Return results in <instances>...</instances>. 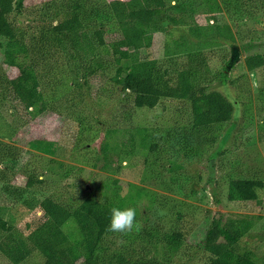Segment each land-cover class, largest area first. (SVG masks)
<instances>
[{
    "label": "rangeland",
    "instance_id": "obj_1",
    "mask_svg": "<svg viewBox=\"0 0 264 264\" xmlns=\"http://www.w3.org/2000/svg\"><path fill=\"white\" fill-rule=\"evenodd\" d=\"M14 1H20L21 8L14 12L12 22L30 41L28 36L37 33L53 11H45L41 0ZM110 1L82 2L83 9L85 4L84 10L93 15L83 29H89L92 38L93 30L103 31L105 42L121 36L108 7ZM164 1L191 3L200 25L206 26L208 18L209 25L229 26L234 41H219L211 70L215 75L211 72L205 86L232 103L230 121L192 130L189 103L180 100L164 99L154 109H136L127 92L122 93L107 74L100 81L88 75L89 66L94 70L103 67L100 57L78 66L84 84L73 90L67 78L70 62L63 49L31 48L24 61L32 63L43 79L41 93L47 111L30 117L17 99L0 101V142L17 150L13 169L10 164L0 168L6 173L0 180V218L24 231L41 220L36 204L46 197L60 194L74 201L89 195L106 202L119 195L125 199L123 208L136 209L139 228L105 237L106 261L118 253L132 264H208L209 255L200 244L211 220L222 218L230 235L228 245L236 246L234 255L249 251L255 264H264V65L247 66L250 58L264 61V0ZM208 6L213 7L211 14ZM51 20L54 24L65 20L63 9ZM163 28L164 32L144 40L157 58L164 44L173 39L194 40L186 26L164 22ZM2 62L0 50V79L9 74ZM8 92L3 90L0 97ZM108 132L112 134L107 137ZM34 140L54 145V151L38 150ZM105 143L115 150L107 151L106 170L101 151ZM185 143L183 152L180 148ZM28 179L33 185L26 189ZM238 180L261 184L255 201L228 200ZM11 196V202L2 203ZM25 201L33 208L27 210ZM242 218L252 219L253 228L243 237L232 235L229 221ZM63 229L69 235L76 232L72 221ZM173 232L182 235L176 252L168 251L160 241ZM42 263V257L33 253L23 264ZM0 264L10 263L0 255Z\"/></svg>",
    "mask_w": 264,
    "mask_h": 264
},
{
    "label": "trees",
    "instance_id": "obj_2",
    "mask_svg": "<svg viewBox=\"0 0 264 264\" xmlns=\"http://www.w3.org/2000/svg\"><path fill=\"white\" fill-rule=\"evenodd\" d=\"M41 2L47 6L45 11L53 12L47 15L49 21L37 33L28 36L30 42L26 39L27 33L12 22L14 12L21 8L20 1L15 3L14 0H0V50L3 55L1 66L9 72L6 78L0 79V92L9 91L8 94H1L0 101L17 99L30 117L46 112L41 93L43 79L38 77L33 64L24 60L29 56L31 48L43 50L60 47L70 62L67 65V78L73 90L80 89L84 84L80 81L83 73H80L78 66L82 62L100 57L103 67L94 70L89 66L88 75L95 76L100 81L107 74L109 81L120 87L122 93L127 92L136 109H154L164 99L180 100L189 103L192 130L230 121L232 103L221 93L208 90L205 86L213 74L212 63L217 59L214 50L221 45L219 41H234L228 25H209L206 16V26L200 25L190 8L191 3L171 5L164 0H112L108 7L121 36L112 42H105L104 32L93 30V41L89 36V29H83L88 25V18L93 16L91 10L85 11V4V10L83 9V0ZM208 7L211 14L213 7ZM62 9L65 20L54 24L52 17L59 16ZM164 22L186 26L194 40L191 41L185 36L173 39L164 44L163 53L157 58L146 47L145 41L153 34L164 32ZM67 49L71 53H67ZM144 49L149 51L144 54ZM258 64L264 65L260 57L247 59L249 68L261 66ZM21 94L26 97H20ZM81 96L78 95L79 98ZM111 134L112 132H108L107 137ZM33 143L38 150L43 147L50 152L54 151V145H47L44 140H34ZM186 147L185 143L180 150L184 152ZM108 150L115 151L105 143L101 148L106 162L104 170L107 169ZM16 155L17 150L0 142V168L3 165L9 167L10 164L13 169ZM5 177L6 173L0 170V180ZM32 185V179H28L26 189ZM259 187L261 184L256 181L238 180L227 198L230 202H253L257 199L255 191ZM3 191L9 192L7 187ZM12 196L2 203L11 202ZM112 199L100 202L87 195L72 201L63 199L60 194L46 197L36 204L42 214L41 220L34 228L28 225L24 231L8 226L0 218V255L10 264H23L33 253L42 257V264H132L118 253L111 257L115 260L104 259L103 240L112 234L108 231L109 211L113 207L123 208L125 204V199L119 195H114ZM24 204L28 205L27 210L33 208L28 201ZM70 221L76 227L74 235H69L63 229ZM229 222L232 235L239 237L245 236L254 225L253 220L248 218ZM226 226L222 218H213L210 222L200 244L201 249L209 255L208 264H255L249 251H244L239 256L234 255L236 246L228 245L230 235ZM181 239L179 232H173L164 234L160 241L168 251L176 252Z\"/></svg>",
    "mask_w": 264,
    "mask_h": 264
},
{
    "label": "clouds",
    "instance_id": "obj_3",
    "mask_svg": "<svg viewBox=\"0 0 264 264\" xmlns=\"http://www.w3.org/2000/svg\"><path fill=\"white\" fill-rule=\"evenodd\" d=\"M139 228L136 223V209L134 207H113L109 211L108 231L125 234Z\"/></svg>",
    "mask_w": 264,
    "mask_h": 264
}]
</instances>
